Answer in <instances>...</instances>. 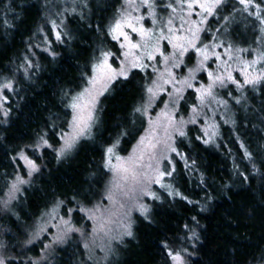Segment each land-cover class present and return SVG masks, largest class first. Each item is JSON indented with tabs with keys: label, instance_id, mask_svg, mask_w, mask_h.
<instances>
[{
	"label": "trees",
	"instance_id": "obj_1",
	"mask_svg": "<svg viewBox=\"0 0 264 264\" xmlns=\"http://www.w3.org/2000/svg\"><path fill=\"white\" fill-rule=\"evenodd\" d=\"M255 3L264 16V0ZM122 5L123 0L0 2V84L11 81L14 89H3L8 101L4 108L10 110V115L0 123V241L6 245L0 251L5 257L15 258L10 264H31L32 260L39 264H94L79 235H69L48 248L44 247L48 241L45 235L31 244L27 241L58 201L64 203L55 212L67 215L72 209L71 221L81 227L85 221L81 209L102 201L109 185L111 172L103 166L107 147L118 141L114 155L124 154L143 130L147 111L137 113L134 109L147 106L150 74L134 68L127 80L118 78L101 97L99 117L88 137L81 138L63 159L58 160L53 150L60 147V135L69 126L70 97L85 85L101 52H112L109 60L114 65L121 55V47L112 39L108 26ZM249 10L251 16L238 0H225L202 25L200 46L222 44L214 48L222 60L228 58L225 52L229 44L247 49L233 53L239 58L232 61L234 64L257 59L264 51V25L256 19V9ZM155 11L159 17L166 13L159 6ZM5 19L13 26L5 27ZM57 31L62 43L55 39ZM217 64L215 57L208 63L214 68ZM255 66L264 71V61ZM198 78L206 80L205 73L199 72ZM214 90V104L221 113L215 117L216 136L210 143H203L207 136L200 121L193 125H198V133H191L189 142L176 140L178 154L172 159L175 171L169 176L168 187L159 186L155 191L159 200L149 203L151 222L138 217L133 237L125 238L118 253L105 264H168V251L182 243L189 245L191 253L186 257L187 264L261 262L264 182L252 175L253 162L245 159L241 144L264 172V84L255 91L245 87L247 110L235 103L242 95L235 85L217 84ZM191 92L188 89L186 93L195 100ZM221 101H227V105ZM0 120H4L2 115ZM45 134L53 147L43 146L40 137ZM38 143L39 148L35 147ZM21 150L39 168L31 176L23 160H14ZM17 176L26 183L4 212L9 185ZM245 176L250 178L245 180ZM170 191L173 195L168 194ZM177 192L184 199L175 195ZM191 230L198 233V240L186 239Z\"/></svg>",
	"mask_w": 264,
	"mask_h": 264
},
{
	"label": "snow or ice",
	"instance_id": "obj_2",
	"mask_svg": "<svg viewBox=\"0 0 264 264\" xmlns=\"http://www.w3.org/2000/svg\"><path fill=\"white\" fill-rule=\"evenodd\" d=\"M2 2V0H0ZM225 3V0H173L170 3H162V0H123V5L119 10V15L114 19V21L108 26V32L111 35L114 41L120 43V47L127 48L128 51L122 53L124 56V61L121 62L120 67L114 68L111 63H109V59L113 57V53L110 51H102L101 58H97V62L92 65L91 75L87 78L86 86L79 93L72 95L70 97V102L67 107L72 110V118L69 121V129L70 131L62 132L60 135V140L62 143L58 149L53 148L56 152V157L58 160L63 159L68 153H70L79 143L81 138H87L90 133L93 125H94V111L99 102V97L104 95L105 92L109 90L110 85L122 77L127 80L129 78V73L131 69L138 68L143 71L147 65L142 62L140 58H133L129 61V56H131V51L133 49L140 50L144 49L145 54L148 60L156 59V55H160L163 57L164 65H165V73L161 74V77L157 80H153L151 84L146 88V92L149 94V103L151 99H154L157 95V89L162 87L160 83V79L166 74L167 79L163 80L164 84H175L179 83L181 85H186L188 88H191L193 85L189 82L190 79H195V73L204 71L207 72L210 83L207 86L201 85L200 88L196 89L198 95L197 100L201 105L205 103L206 98H213L214 93L213 88L218 84L221 87H227L228 84L235 85L237 90L241 91L242 95L240 98L235 99V103L237 105L245 106V110H247V97L243 96V91L246 86H250L254 91L256 90L258 85L264 84V72H261L255 76H253L248 69L252 68L255 64L261 63L264 61V51H261L258 58L253 61H243L240 63L243 64V68L240 69L241 75L244 77L242 81H238L233 77L232 72L235 69H232L229 61L238 60L239 58L233 55L234 52H244L247 49H236L233 45L229 44L226 46L227 50L225 55L228 56V60H222L221 55L216 53L214 48H218L223 46L222 44L212 45L211 48L209 45H201L200 41V33L203 31L202 28L198 26V24L204 23V15L212 16L216 13L218 9H220ZM238 3L243 6V11L247 12L248 15H252V12L249 10L250 8L256 9V19L259 20L261 25H264V16H262L260 5L255 3V0H238ZM87 6V5H85ZM144 7L149 10V17L152 19L153 25H156L158 22H161L163 18L157 15L155 9L159 6L163 9H171V13L176 14L177 8H180L181 11L186 7L188 9L187 16L191 17L193 15L192 9L194 7H198L200 9L197 15H201V20L197 23L195 21H191L186 19L183 15L179 17L180 19V27H174V20L176 19L175 15H169L166 21L162 22V27L159 35H155L152 29L145 28L142 21H144L145 17L143 15H134L140 7ZM11 10V9H10ZM227 20L228 18L225 17ZM5 27H12L13 25L8 23L5 19L3 21ZM50 23L54 28L57 27L56 21L52 20ZM63 23V21H61ZM187 25V27H185ZM164 28H167V34L164 32ZM125 29H130L132 33H136L140 36L141 43H133L132 38ZM264 32V28L261 29ZM121 38L123 42H121ZM55 39L59 42H63L61 33L57 31L55 33ZM167 40L171 45L173 52L170 55H165L161 49L159 41ZM47 50V49H45ZM190 51L196 54L197 59L195 61L194 67L188 70V77L183 80H177L175 75L173 74L171 69L180 68L184 64V56ZM215 57V60L220 61L217 64V69H223V73L215 74L213 72L208 71V67H206L207 62ZM27 60V57L25 58ZM191 59V57H189ZM171 65V68H168V65ZM130 65V67H129ZM29 67L31 64L29 62ZM0 89H7L8 91H14L13 85L11 81L6 80L3 84H0ZM177 95L182 98V89L177 88ZM67 95V93H66ZM232 93L229 92V96ZM0 100H3V103H0V115L4 117V120H0V123H5L7 118L10 115V110L4 108V104H7V98L0 96ZM220 103L227 105V101H221ZM135 112H146L147 108L144 105L137 107L134 109ZM192 111L194 113L197 112L195 106H193ZM164 120L166 123H161L160 126L164 129L165 136L163 139L158 138L151 130H149L148 135L142 136L140 141L138 142L136 148L133 149V153L127 158L120 157L118 155L115 156V160L118 162L116 164L112 163V159L114 156V150L117 147V143H113L111 146L107 147L105 151L104 158V168L111 172L114 176V180L110 187H108L106 191V195L103 197L104 200H107L111 203H115V191L114 189H120L123 192V195L128 199H132L137 196V193L143 196H149L153 200L159 199L155 192H150L148 190V186L152 183L159 184L161 187H165L161 183L162 179L165 176H172L175 169L172 171H168L167 168L160 167V160H169L166 152H177V148L175 147L174 136L184 137L186 136L185 131L182 127H179L171 114L165 113ZM227 122V121H226ZM153 124V127L157 122L150 121ZM183 123V121H181ZM191 123L195 124L196 119L193 118ZM234 123V121H233ZM218 126L213 124L211 128L213 131L209 132L205 129V135L208 137L203 140V143L208 144L212 141V138L216 136V129ZM44 136L40 137V141L43 142L44 147H53V145L49 144L48 139ZM197 139H201L197 137ZM163 144L165 149V154L157 157L156 148L158 145ZM35 147L39 148L40 144L38 143ZM241 148L244 149L245 159L253 162V173L254 176H259L261 182H264V172H261L259 168L256 167L253 154L249 152L243 144H241ZM147 158L148 163L145 164V159ZM19 159L23 160L28 167V175L31 176L34 172H38L39 168L36 163L29 159V157L25 154L24 150H21L14 160ZM171 163V160H169ZM243 175V173H241ZM245 180H248L250 177L245 176ZM123 182V183H121ZM26 181L17 176L15 181L9 185V197L10 199H14L15 196L13 193L19 192V185L25 184ZM169 195H173V192H169ZM177 196H181L180 193H175ZM181 199H184L181 196ZM9 201H5L4 204L7 206ZM64 201H58L56 206L53 207L51 213H46L45 215L52 216L55 219V216L52 213H55L56 207L62 205ZM123 208L124 205L121 204ZM85 211V214L89 219H96L95 213L101 211L100 204L93 205L91 209H81ZM150 209L141 205V215L144 216L145 220H149L148 212ZM72 212V209H69V214ZM193 221H196V224H199V221L196 220V217L192 218ZM149 222H151L149 220ZM69 220H63V236H67L70 232H76L78 229L74 227H70ZM56 227H60V225H56ZM188 226L185 225V228ZM46 231V227L37 226L36 230L32 234L33 238L27 241L28 244L33 242V239H39L40 233ZM124 236L133 237V232L131 230V224H127L125 226V231L122 233ZM199 239V235L195 230H191V236H187L186 239ZM63 237H58L56 242L62 240ZM120 241L118 240L117 243ZM195 245H193L194 247ZM6 245L0 241V248H4ZM45 248L50 247L49 245H45ZM88 246L85 245V248ZM168 245H165L167 248ZM191 253L188 252L187 248L181 247L178 249H173L168 251V256L173 261V264H186V257L190 256ZM14 257H5L0 256V264H10ZM261 264H264V253L260 256ZM31 264H39L38 261L32 260Z\"/></svg>",
	"mask_w": 264,
	"mask_h": 264
},
{
	"label": "rangeland",
	"instance_id": "obj_3",
	"mask_svg": "<svg viewBox=\"0 0 264 264\" xmlns=\"http://www.w3.org/2000/svg\"><path fill=\"white\" fill-rule=\"evenodd\" d=\"M170 2H173V0H167L165 4L170 3ZM192 11H193V15L191 17H188L187 16L188 9L186 7L183 9V11H181L180 8H177L176 14L171 13V9H167L166 13L163 15V17H161L163 18L162 21L158 22L156 25H153L152 19L151 17H149V14H148L149 10L145 9L142 6L139 8V10L136 13H134V15H143L145 17L144 21H142L144 27L148 29H152L154 34L158 36L161 31L162 22L166 21L169 15L176 16V19L174 20V27L176 28L180 27L179 17L181 15H183L186 19H189L191 21H195L198 23L202 17L201 15H197L196 13H199L200 9L198 7H194ZM208 17L209 16H207L206 14L204 15V23L206 22ZM203 24H198V26L201 28ZM185 27H187V25H185ZM125 31L129 33V35L132 38L133 43H141L139 35H137L136 33H132L130 29H125ZM164 32L167 34V28H164ZM201 40L202 39L200 38V41ZM121 42H123L122 38H121ZM159 44H160L161 51L165 55H170L173 52V49L167 40H161L159 41ZM125 51H128V49L121 48V55L115 65L112 64L109 60V63H111L114 68L118 69L120 67L121 62L124 61L125 58L122 55V53ZM189 57H191V59H189ZM133 58H140L142 59V62L147 65L144 71L148 70L150 74L149 85L151 84L153 80H157L158 78H160L162 73H165V65H164L163 57L158 54L156 55V59L148 60L144 49H140V50L133 49L131 51V56H129V61L132 60ZM212 58L207 62V65H206V67H208V71L213 72L215 74L223 73V69H217V67L214 68L208 65V63L212 60ZM183 59H184V64L180 68L171 69L173 74L177 78V80H183L186 77H188V70L194 67L195 61L199 58L196 57V54L194 52L190 51L184 56ZM224 60H228V58L227 59L225 58ZM253 60H256V58H253L250 61H253ZM216 62L219 64L220 61L216 60ZM229 63L231 64L232 69H235L232 72L233 77H239L243 80L244 77L240 73V69L243 68V64H238V63L234 64L232 61H229ZM168 68H171L170 64L168 65ZM248 71L253 76L261 72H264L262 69L258 68L255 65L252 68L248 69ZM202 72L204 71H200V73ZM198 73L199 72L195 73L194 80L190 79L189 81L193 85L191 88H188L186 85H181L179 83L175 84V86L173 84H164L163 80L167 79V75L165 74L163 78L160 79V83L162 87L160 89H157L156 97L154 99H151L150 103H149V97H148V103L146 106L147 120L145 121L143 130L140 133V137L138 138L136 143L130 148L129 151H127L124 154H116V155L123 157V158H127L128 156H130L133 153V149L136 148L138 142L140 141V138L142 136L148 135L149 130H151L158 138L163 139L165 136V133H164V129L160 126V124L166 123V121L164 120L165 113L171 114L174 117L177 125L179 127H182L186 133V136L184 137L174 136L175 143L177 139H181L185 142H189L191 133H194L193 136H196L198 133V125L195 128L193 127V125L200 123V121L202 122V124L200 123V128L203 131L205 129H207L209 132L213 131V129L211 128V125L215 124V117H217V114L219 115L221 113H218L217 107L214 104L215 103L214 88H213L214 99L206 98L205 103L203 105H201L200 102L197 100L198 93L196 89L200 88L201 85L207 86L210 83L207 72H204L206 76V80L204 81L198 78ZM85 86H86V83L82 87V89ZM177 88L182 89V93H181L182 98H180V96L177 95V91H176ZM82 89H80V91H82ZM188 89L192 91L191 95L193 93L195 100H192L190 96L188 97V93H186ZM3 91H4L3 89H0V96L2 97H4ZM102 96L99 97V102L93 113L94 123L97 122V119L99 117L100 100ZM0 103H3V100H0ZM193 106H195L197 109L196 113L192 111ZM72 115L73 113L71 110L70 120L72 118ZM193 118L196 119L195 124L191 123V120ZM158 120H159V123H157L155 127H153V124H151L150 121L157 122ZM181 121H183V123H181ZM190 128H192L191 132H190ZM67 131H70L69 126L65 132ZM163 154H165V149H164L163 144H160L156 148V155L157 157H160ZM166 154L168 155L169 160H171V163H169V160L161 159L160 167L162 169L167 168L168 171H171L172 165H173L172 159H174V157L178 153L176 154L173 152H166ZM116 155L113 156V159H112L113 164L118 163L115 160ZM23 163L26 166L24 161ZM147 163L148 161L146 158L145 164ZM26 168H27V171H29L27 166ZM113 180H114V176L111 173L108 187L111 186ZM168 182H169V176H165L161 181V183L165 185V187L163 188H166V186L168 187ZM159 186H160L159 184L152 183L148 186V190H150V192H155L156 190L159 189ZM20 187L21 185H19V189ZM114 191L116 193L114 197L115 203H111L102 198V201H99L93 204V205H96L99 203L101 206V211H98L95 213L96 219H89L88 216L85 214V211L80 212L83 215L84 220H85L82 223L81 227L75 226L74 223L71 221V213L67 215H62L61 213L59 214L55 212V213H52V215L55 216V219H53L52 216H49V215L47 216L46 219H41L38 226L46 227V231L43 233H40L39 238L41 237V235H45V237H47L48 239V241L46 242V245L50 246L52 244L60 243L64 238L68 237L69 235H73V234L79 235L81 236V238H83L84 244L88 246L87 250L90 255V258L94 261V264H105L107 261L109 262L111 258H113L118 253L119 247L124 242V239L128 237V236L122 235V233L125 231V226L130 223L131 230L133 232V228L137 223L138 217H144L141 215V205H145L150 209L151 205H149V203L153 201V199L151 200L149 196H143V195H140L139 193H137L136 197H133L132 199H128L126 196L123 195V192L120 189H114ZM157 193L156 195L158 196ZM17 194L18 192L12 194L15 196L14 199H10V197L8 196L7 201L9 202L7 206H5L4 204V210L5 208L7 209L10 208L8 205L13 200L15 201L17 200V196H18ZM105 195H106V191L104 192L103 197ZM121 204L124 205L123 208L121 207ZM93 205L86 206L84 209L85 210L91 209ZM6 211L8 210H5L4 212ZM63 220H69L71 222L69 226L78 229V231L70 232L67 234V236H63V231H62L64 227ZM56 225H60V227L58 228L56 227ZM61 236L63 237V239L60 240L59 242H56L57 238ZM118 240L120 241L119 243H117ZM188 246L186 247V244L182 243L177 246V249L184 247V248H187L188 252H190V249L188 248ZM0 256H4L3 251H0ZM168 264H173V261L171 260V258H169ZM259 264H261V262Z\"/></svg>",
	"mask_w": 264,
	"mask_h": 264
}]
</instances>
